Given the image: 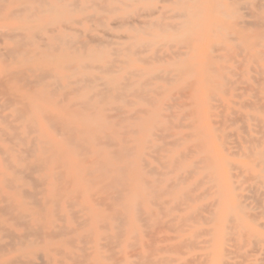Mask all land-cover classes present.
<instances>
[{"label": "bare ground", "instance_id": "1", "mask_svg": "<svg viewBox=\"0 0 264 264\" xmlns=\"http://www.w3.org/2000/svg\"><path fill=\"white\" fill-rule=\"evenodd\" d=\"M12 1L17 4V9L8 14V18L17 16L23 11L28 15L26 16L27 20L25 19L19 27L2 32L0 41L4 45L0 49V109L2 112L5 110L10 112L5 116L0 112V264H131L127 260L129 254L127 256L126 254L128 250H132L131 255L134 247L137 249L141 240L135 242L137 246L132 241L138 239L135 237L141 228H147L143 227V224L152 221L155 223V227L158 225L157 232L154 233L156 237L154 234L146 236L148 240L153 237L152 241H157L158 234L165 233L164 226L167 224L164 225L162 221L164 215L162 214L164 211L170 217L169 205L173 195L185 182L202 171L206 173V184H210L218 197L211 207L214 210L210 211V206L207 208L211 213V215L209 214L210 219L215 220L216 222H214L217 224L218 209L222 200L223 202L232 201L230 205L232 212L244 213L243 197L233 193L236 188H233L234 186L232 187V183L227 179L229 171H232L234 166L224 161L225 158L220 157L219 153V149L222 148V151L227 152L230 157L234 155L226 145V139L235 137L234 133L233 136L228 135L226 138L227 135L215 134L214 128L213 131L211 129L208 132V126L206 129L203 127L204 132H196L200 125L196 126L195 131L191 134L172 135V130L170 132L167 130L171 133L167 135L168 132L165 131L166 136L171 137L172 140L166 144L167 148H163L162 153L165 155L160 157L161 165L157 163L162 166L163 171L157 174V171H152L153 168L150 169L152 175L146 174L149 176L156 174V176L162 177V181L155 182L156 186L154 183H148L142 177L144 169L139 151H136L134 156L131 153V150H135L134 148L127 152L124 146L114 144L110 135L98 133L97 128L102 117L93 120L91 116L83 114L96 104L90 103L93 98L97 99L99 104H107L125 97V93L122 92L128 83L123 85L111 78L112 64L114 63L106 60L113 54L119 55L124 52L128 56L134 54L130 53L128 46L113 51L114 53L111 54L107 50L108 46H106L105 40L72 41L70 27L73 21L70 18L73 13H81L85 10V4L90 0L83 2L78 0ZM199 1L203 0H163L162 3L174 7L171 23L161 22L165 15H163L164 7L155 8L148 15L146 14L148 18L156 16L155 20L142 22L143 28L136 31L152 30L150 36L154 41H150L151 45H155L157 40L166 42L159 45L162 48L161 54L158 56L155 52V56L159 61H166L171 69L161 72L162 75L159 77L158 75L153 76L151 80L158 81L153 87L150 83H142L136 94L139 97H144L152 93L160 98L168 95L174 83L182 81L179 79L180 73L187 72L185 68L188 64L185 62L188 61L185 60L189 59L193 62L200 57V52L203 51L202 57L207 62L206 65L204 66V62L201 67L196 65L198 63L195 64V61L194 63L190 61L189 65L191 63L198 66L197 71L194 69L200 73L203 72L202 68H205V79H201L199 82L198 76L196 80L195 76H192L193 79L188 78L193 81L185 82V88L189 87L190 89V91L186 89V92H195L202 88L205 89V92L210 93H208L210 96L205 93L209 98L215 92H218V97L222 93L224 99L220 101L219 98V102L222 103H218L222 106L221 108H227L231 106L228 104L229 97L232 99L241 94L237 95L243 89L239 88L240 82L243 80L245 82H242L245 85L244 91L255 100H249L244 105L241 103L243 106L240 107V110L234 113L232 111L231 115L226 114L227 110L223 108L222 112H225V115L222 117L220 114L222 121L219 123L222 127H225L228 122L242 123V125H246L244 129L243 126L241 127L243 132L246 131L245 129L250 130L251 123L256 127L255 129H259V133L255 132L256 135H260L259 138L250 136L245 139L235 132L239 137V146H237L240 150L238 151L239 156L248 161L240 169H237L236 166L235 169L241 170L244 174V183L252 182L256 189L253 188L254 191L261 192L260 195H263L264 199V0H205L204 4L210 7L208 11L210 13L209 16L205 15L206 18L202 20L198 17L200 13H197L200 9L196 7L197 4L200 6ZM4 2L5 0H0V4ZM196 2L198 3L196 4ZM5 3L7 4V0ZM188 3L195 6L188 7ZM93 8L97 11L94 5ZM206 9L208 8L206 7ZM101 20L98 19V23H102ZM199 32L200 34L203 32V35H206L203 38L208 37V39L201 42L195 36L196 41H194L193 35ZM204 42L206 43L204 44ZM92 44L94 46H91ZM75 45L78 46L75 47ZM79 58L89 62L102 61V66L87 73L85 72L86 68L74 67L72 64ZM198 59L200 62L201 59ZM119 63L121 64V62ZM174 65L180 66L174 70ZM199 66L201 70H199ZM188 69L192 70L189 67ZM189 72L187 73L189 74ZM73 76H77L74 82L72 81ZM186 76L190 77L187 74ZM127 79L125 80L127 81ZM86 90L90 95L87 98L85 95L81 97L80 93ZM189 92L185 96L186 99L190 95ZM178 93L180 94V92ZM201 93L204 94V92ZM242 93L244 94V92ZM137 95L136 98H138ZM172 96L174 98V95ZM216 96H214L215 99ZM192 97L194 98V96ZM214 98L212 97L210 101H213ZM206 99L208 98L206 97ZM33 100L38 104H35ZM147 100L145 99V101ZM171 100L174 102L176 99L171 98ZM210 101L205 102L209 103ZM234 103L238 105V103ZM150 105V110L141 112L144 114V118L135 117L138 112L133 116L143 122L150 120L153 124H157L161 122V119L167 118L166 115L161 114V111L175 109L176 114H183L186 110L185 106H187V104H178V102L162 104L157 99L152 100ZM203 105L206 108L204 103ZM194 106L196 105L194 104ZM207 108H209L208 111L210 108L212 111V107ZM230 110H232L231 107ZM188 112V116H190L192 114L190 111L185 113ZM206 113L209 112L206 110ZM119 114L122 113L119 112L116 115L119 116ZM206 117L211 120V122L208 120L207 124H212L213 118L211 116L208 118L209 115ZM193 119L191 120L193 121ZM73 120L79 124L73 125ZM125 120H127L126 117ZM193 122L191 123L193 124ZM86 123H92L94 127L87 129ZM170 125L172 127V124ZM213 125L215 126L216 123ZM126 128L124 132H126ZM172 128L177 129L178 127L173 126ZM242 129L238 128L237 130L242 131ZM251 131L254 133L253 130ZM136 133L132 131L130 134L135 135ZM195 135L198 136L197 139L203 146L198 145L197 142V145L187 146ZM154 136L158 138V136ZM162 138V140L166 139L163 136ZM202 138L208 139L203 141ZM123 140L124 145L131 142L125 143ZM213 141L216 142V145H221L218 152L212 148ZM185 144L187 147L179 152L178 149ZM216 145H214L215 148H217ZM235 145L237 144L235 143ZM154 153L156 154L155 151ZM131 156H134L132 160L124 161L123 158ZM157 157L159 158L158 155ZM152 159L156 158L153 156ZM183 167H185L184 172L177 174ZM254 169L257 170L254 171ZM232 176L234 177V175ZM232 178L229 177V179ZM236 178L238 180V176ZM198 186L200 187V185ZM248 188L250 187L248 186ZM196 198L191 192L183 193L181 204L179 203L180 211L189 210L190 204L198 200ZM178 201L180 202V200ZM151 205L162 210V214L160 211H153ZM227 205L229 204L227 203ZM175 206L177 205L175 204ZM259 206L261 207V205ZM207 209L205 208L204 212ZM159 214L163 216L162 219L159 218ZM167 215L165 214V217ZM237 216L238 214H235L230 222L238 223L240 218ZM170 219L167 228L169 230L172 228L171 231L174 234L187 232L186 229L184 231V228H188L186 223L190 220L181 216H174ZM210 219L207 218V222ZM209 225L213 224L209 223ZM150 226L151 223L148 227ZM154 226L152 225V227ZM232 226V229L235 227L237 230L240 225L238 223ZM207 232L209 233H205V236L208 234L211 236L212 231L209 229ZM201 235L199 234V239ZM236 235L234 236L236 237ZM246 235L247 233L244 237H247ZM165 239L167 238L165 237ZM209 240H207V245L211 241ZM194 241L191 242L194 243ZM187 242L189 243V240ZM184 244L183 246H185ZM151 245L153 247L155 243ZM198 245L200 244L198 243ZM149 246L147 247L149 248ZM179 247H182L181 244ZM192 248L194 249V247ZM171 250L173 252L175 249ZM138 252L140 253V251ZM158 253L161 254L162 251ZM152 254H155V251ZM189 262L188 264H190ZM195 262L196 260L193 263ZM158 263L160 261L156 264Z\"/></svg>", "mask_w": 264, "mask_h": 264}, {"label": "rangeland", "instance_id": "2", "mask_svg": "<svg viewBox=\"0 0 264 264\" xmlns=\"http://www.w3.org/2000/svg\"><path fill=\"white\" fill-rule=\"evenodd\" d=\"M78 1L83 2L84 0H78ZM162 1L163 0H90V1H87V4H85V10H83L81 13H73L72 14V16L70 18L73 21V24L70 27V29H71L70 34H71L72 41L81 42L84 40L88 41L90 39H94V40H98V41H100V40L104 41L105 40L104 42H106V44H107L106 46H108L107 50L110 51L111 54L114 53L113 51H117V50L126 48L127 46L130 47V51H131L130 53H132V54L134 53L133 55L129 54V56L125 52L119 53V55L113 54L110 57H108L106 60V61H111V63L112 62L114 63V64H112L113 65L112 66L113 74H111V78L114 79L115 81H117L118 83L123 84V85L128 83L127 86L125 85L126 87L124 88V90L122 92V93H125L124 96L126 98L124 96H122L124 98H121V100L118 99L117 101H112V102L107 103V104H104V103L99 104L97 99L93 98L90 101V103L91 104L96 103V104H94V107L92 106L93 108H90V109L86 110V112H83V114H85L86 116H91L93 120L94 119L96 120L97 118L102 117L101 118L102 121L97 128L98 133L110 135L113 143L117 144V145H121V147L124 146L126 148V151L127 150L129 151L130 149L134 148L135 149V150L133 149L134 151L131 150V153H133L134 156H135V152L139 151V155H141V158H142L141 164L143 165V169H144V171H143L144 173H143L142 177L148 183H154L156 186H157V183H155V182H157V180H158V182H159V180L162 181V177H160V175L156 176V174H153V176H149L146 174H148V173L151 174L152 172H150V171L153 168L155 170L153 169L152 171H157L156 172L157 174H160L163 171L162 166H159L157 163H159L161 165L160 157L165 155L164 153H162L163 148H167L166 144L168 142H170V140H172L171 137L169 138V136H166V133H164L165 131L168 132L167 130H169V132H170L172 130L171 131L172 135L178 134V133H182V134L190 133L191 134L192 132L195 131L196 126L200 125L199 128L196 130V132H198V131L204 132L205 130L203 129V127L206 129V127L208 126L207 127V129L209 128L208 132L211 129L213 131V128H214L216 130L215 134L218 133L219 136H221L222 134L224 136L227 135L226 138L228 137V135L233 136V133H234L235 137H233V138L228 137V139H226L227 148L230 149V151L233 152L234 155H232L231 157L229 155H227V152L225 153L224 151H222V148H220L221 145L220 144L216 145V142H214V141H213L214 143H213L212 148H213V150H216V151L220 148L219 149L220 150L219 151L220 157H222L223 159L225 158L226 160L224 159V161L231 163L234 166V169H233L234 171L232 170V171H229V173H228L229 174L228 176L230 178H232L233 177L232 175H234V177H233L234 179L233 178L229 179V177L227 179H228V182L230 181L232 183L231 186L232 187L234 186L233 188H236V190L233 191V193L237 194V195H241L243 197L242 204L244 206L245 211H243L244 213H238L237 211L232 212L231 207H230L232 201H226V202L224 201L223 202V200H222V202L219 206V209H218V214H217L218 218L216 217L217 218V224H219L217 227V224L215 223L216 221L214 220L215 221L214 222L209 217V214L211 215V213H209V210L210 211L214 210V208L212 209L211 207L214 205L215 200L217 201L218 197H217V195H215L216 193H214V191H213L214 189L211 188L210 184H206L207 183L206 179H205L206 173L202 171L200 174L193 176L191 178V180L189 179L188 182H185V184H183L182 187H180V189H178L176 191V194L173 195L172 201L170 202V205H169V208L171 209V213H169L170 217H168L167 213H165L164 211H163L164 214H162L161 213L162 210H160V209L158 210V207L154 208L155 205L154 206L151 205L153 211H157V212L160 211V213L162 215H164V217H163L162 215L159 214L160 215L159 218L162 219V217H163L162 221H163L164 225L167 224L166 226H164L165 227V229H164L165 235L163 233L158 234V236L156 238L157 241H152L153 237L152 238L150 237L149 238L150 241H149L147 239V237L151 236L152 234L157 232V226L158 225L155 227L154 226L155 223H153L152 221H149V223H151V226L148 227L149 226L148 222H146L144 224L142 222L143 227L146 226L147 228H145V227H144V229L141 228L139 234L135 237L136 239L137 238L138 239L136 241L135 240L132 241L134 244H136L135 242L141 240L138 244V246L140 248L136 244L135 246H137L136 247L137 249H135V247H134L133 253H131V255H130V252H132V250L131 251L128 250L127 254H126V256L129 254L127 256V260L131 264H138V263L139 264H142V263L143 264H145V263L146 264H156L159 261H160V263H158V264H161V263L166 264L167 260L168 261L170 260L169 262L167 261V264H188L189 260H190V262H189L190 264H210V263L211 264H235V263L236 264H264V249H263L264 248V244H263L264 242H260V241H264V227H262L264 224V213H263L264 199L262 198L263 195L262 196L260 195L261 192L254 191L255 187H254V185H252V182H246V184H245L244 183L245 181L243 180L244 174L241 172V170L238 171L235 169V166L237 167V169L238 168L240 169V167L243 166V164L248 162V161H246V159L239 156L238 151H240V150H239V148H237V146H239V137H238L239 134L245 139H248L250 136L255 137V138L256 137L259 138L260 135L259 134L256 135V133H255V132H258L259 129L258 128L255 129L256 127H254L253 123H251L250 130L248 131L247 129H245L246 130L245 132L248 133V134H246L245 132H243V129H244V127H246V125H242V123L235 124L236 122H234V123L228 122L225 127H222V125L220 123L222 121L223 115H225V112H222L224 107L221 108L222 106H220L219 103H222V102H219V100L222 101L224 99L223 94L219 93L220 97H218L219 96L218 92H215L217 94H215V93L211 94V98H209L207 95H205V93H207V94L209 93V92H205V89L203 90L202 88H200L199 90H197L195 92H193V91L189 92L190 91L189 87L185 88L186 83L193 81V80H191V79H193L192 76L196 77V78L194 77L195 80L199 78L198 79L199 82H201V79H203V80L205 79L204 78L205 77V72H204L205 68L204 69L202 68V70H201V67H203L202 65L204 64V62H205L204 66L207 63L205 61V59L202 57L204 55V53H203L204 51L200 52V55H199L200 57H198L201 59L200 62H199L198 58H197L198 61H197V59L194 60L195 64L198 63L196 65L201 66V67L199 66V68H200L199 70H201L203 72H201V73L199 71L196 72L198 70L197 69L198 66L196 67V65L191 64V63H194V61L192 62L189 59H186V60L184 59L185 61H188V62H185L188 64V65L186 64L187 67L185 69H187L186 70L187 72L188 71H190V72L188 74L184 70V72H186V73H184V74L180 73L181 77L179 76V79L182 80L180 82L181 83L183 82L184 84L183 83L181 84L180 82H178V83L175 82L174 85L171 87L172 89H170V93H168V95L162 96L160 98V96L157 97L156 95H154L152 93H149V94L145 95L144 97H139L136 94V91L139 89V86L142 85V83H150L151 86L153 87V85L157 84L158 81L155 79L151 80V78H153V76L155 77L157 75L159 77L162 75L163 72L169 71L171 69V66L168 63H166V61L165 62H164V60L159 61L158 57L155 56L156 53L158 56L161 54L162 48L159 45H161V43L164 44L166 42L165 41L162 42V40H157L155 42L156 43L155 45H151L150 41H154L153 38H151V36H150L152 30L145 31L146 30L145 29L143 31H138V32L136 31L137 29L143 28V25L141 24L142 22L144 23L145 21L147 22L151 19L155 20L156 16H153L152 18L146 17V14L148 15L151 12V10H154L155 8L156 9L161 8V7L165 8L164 12H163V15L165 14L163 16V20H162V18H160L162 20V21L160 20L161 22L171 23L173 21L171 19V16L174 14V10H173L174 7L170 6L168 4H164V3H162ZM204 1L205 0H203L202 2L199 1L200 6H198V4H197L198 2H196L197 9H200L197 12L198 14L200 13L198 17L201 20L206 18L205 15L209 16V13H210V12H208L210 7H208V5H205ZM5 2H6V0H5ZM5 2L0 4V19L2 18L0 20V41L2 39L1 38L2 32H6L8 30H12L14 28L19 27L20 25H22V23H24L25 19L27 20L26 16L28 15L27 12L23 11L22 13H19L17 16H12L13 19L10 17L8 18L7 15L10 14L15 9H17V4L12 0H7V4ZM93 5L97 11H95V9L93 8ZM187 6L193 7L195 5H193L192 3H188ZM206 7L208 9H206ZM98 19H102L101 20L102 23H98V21H97ZM139 24H141V25H139ZM143 33H145V34H143ZM147 33L149 36L147 35ZM80 36H82V37H80ZM203 36L206 37V35H203V32L201 34H200V32L195 33L193 35L192 39L194 41H196L195 38L197 40L199 38V40H201V42L205 41L204 39H206V40L208 39V37L203 38ZM198 42H200V41H198ZM108 43H110V44H108ZM148 43H149V45H147ZM205 43L206 42H204V44ZM77 46L78 45H75V47H77ZM91 46H94V45L92 44ZM141 46H143V47H141ZM149 46H151V47H149ZM158 46H159V48H158ZM3 47H4L3 43L0 42V49ZM133 48H134V50H133ZM137 48H138V50H137ZM156 50H158V51L160 50V51L158 52ZM137 52H139V53H137ZM82 53H84V51H82ZM190 61H191V63L189 65ZM119 62H121V64ZM37 63H39V62H37ZM72 64L74 65V67L86 68L85 72L91 73V72H93V70L95 68L102 66L101 65L102 61L101 62H97V61L89 62L86 59L79 58L77 60H74L72 62ZM177 66H180V65H177ZM177 66L174 65V67L173 66L172 67L175 70V68H177ZM188 67L192 70H189ZM87 68H89L90 70ZM194 68L196 69V71ZM132 71H133V73H132ZM194 71H195V73H194ZM181 72H182V70H181ZM140 73H142V74H140ZM186 74L188 76L190 75V77H187ZM185 76H186V78H185ZM197 76H198V78H197ZM76 77L77 76L72 77L73 82L76 80ZM124 77H125V79H127L128 77H130V78H128L126 81L124 79ZM188 78H191V79L188 80ZM241 81L244 82L243 80H241ZM242 82H240L239 88L240 89L243 88V89L240 90V92H238L237 95H239L240 93L241 94L238 97H235V98L233 97L232 99H230V97H229L230 101L228 100L229 101L228 104H231L230 107L232 108V110H230V107H227V108L225 107L227 110L226 114L227 113L230 114L232 111L234 113V112L240 110V107L243 106L244 103L248 102L249 100H251V101L255 100V99L249 97L248 93L246 91H244L245 85L242 84ZM178 86H179V90L177 91ZM186 89L187 90L189 89V91L186 92ZM178 92H180V94ZM185 92H186V94H185ZM188 92L190 93L191 97L194 96V98L193 97L191 98L189 95V96H187L188 98L186 99L185 96L187 95ZM199 92L200 93L204 92V94L203 93L200 94ZM242 92H244V94ZM181 94H182V96H180ZM83 95H85L87 98L90 94H88V91L86 90L85 92L83 91L80 93L81 97ZM128 95H130V96H128ZM136 95L138 98H136ZM172 95H174V98L176 99V100H174V102H173V100H171V98L174 99ZM213 95L214 96L217 95L216 99L214 98ZM221 96H222V98H221ZM189 97L191 98V100ZM206 97L208 99H206ZM212 97L216 101L219 98L220 99L217 102L214 99H213V101H210V99L212 100ZM140 98H142V99L145 98L146 100L147 99H150V100L145 101V99L142 100ZM155 99L159 100L162 104H176L178 102V104H183V103H184V105L187 104L188 107L185 106L186 110L183 112V114H181V113L176 114L175 109L174 110L170 109V111H168V110L167 111H164V110L161 111V114L166 115L167 118L161 119V122H159L157 124H153L152 122H150V120H149V122L148 121L143 122L142 120H138L137 118H135L136 116L137 117L139 116L141 119L144 118V114H141V112L143 113L144 111L150 110L151 109L150 102L152 100L154 101ZM208 100L210 101L209 103H207ZM33 101L35 104H38L37 101H35V100H33ZM126 101H127V103H130V104L127 105V103H125ZM181 101L183 103H179ZM205 101H207V102H205ZM234 102L238 103V105L235 104ZM203 103L205 104L206 108H204ZM194 104L196 106H194ZM210 104H211V106H210ZM233 104H235V105H233ZM207 107H212V111H211V108H210V111H208L209 108H207ZM225 108H224V110H225ZM30 110H32V109H30ZM113 110H115V111H113ZM206 110H207V112H209V113H206L207 115H209L208 118L212 117L213 118L212 122L216 123L215 126L213 125V123L212 124L210 123L209 125L207 124L208 120H210V119H207V117H206L207 116L205 114ZM102 111H105V112H102ZM187 111H190L192 114L190 116H188L189 112L185 113ZM0 112H2V110ZM119 112H121L122 114H119V116L116 115ZM100 113L102 114L101 116H100ZM172 113H174V115H171ZM9 114H10V112L8 110H5V112L4 111L2 112L3 116L9 115ZM220 114L222 117L220 116ZM133 115H135V117ZM107 117L109 118V120ZM125 117L127 120H125ZM130 117H132V119H130ZM192 117H194L196 119H193ZM120 118H122V119H120ZM191 119H193L194 122ZM169 121H170V123H169ZM190 121L193 122L194 126ZM209 122H211V120ZM72 123H73V125L79 124L76 120H73ZM118 123H120V124H118ZM170 124H172V127L176 126L178 128L177 129L172 128V127H170L171 126ZM181 125H182V127H181ZM188 126L191 129H188L189 128ZM86 127H87V129H91L94 126L92 123L91 124L86 123ZM125 128H126V132H124ZM219 128H221V129H219ZM238 128L240 130L242 129V131H240V130L238 131L237 130ZM161 129H163L164 131ZM251 130H253L254 133ZM132 131H133V133H134V131L137 132L135 134L136 136L133 134H130V133H132ZM157 131H159L160 133ZM128 132H130V133H128ZM169 132L167 133V135L171 134ZM235 132L238 134V136L236 135ZM125 135H127L129 137L127 138V136H125ZM154 135L158 136V138L155 137ZM196 135L191 138V140L188 142L187 146H191V144L197 145V143H198V145L203 146V145H201L202 143L200 144V140L197 139L198 136H196ZM162 136L164 137V139L165 138L166 139L162 140L163 139ZM122 139L125 140V143H128V141H131V142L128 143L127 145H124L122 142ZM157 139H161V140L158 141ZM202 139H203V141H206L208 138L207 139L202 138ZM139 141H140V143H139ZM217 143H218V141H217ZM235 143L237 145H235ZM214 145H216L217 148H215ZM187 146H186V144H185V146L184 145L181 146V148H179L178 151L181 152L182 149L184 147H187ZM233 147L236 149H234ZM147 148H150V149H147ZM154 151L156 152V154L158 153L157 155L159 156V158L154 153ZM134 156H131L128 158L126 157L123 159H124V161L125 160L129 161V160H132L134 158ZM153 156L156 159H152ZM146 167H148V168H146ZM184 170H185V167H183L181 169V171L179 170V172L177 174H179V173L182 174L184 172ZM255 170H257V169H254V171ZM239 172L242 173L241 176H240ZM237 173H239V174H237ZM237 176H238V180L236 178ZM239 177H241V178H239ZM203 179H205V180H203ZM197 185H200V187L199 186L197 187ZM161 186H164V185L161 184ZM248 186L250 188H248ZM196 188H198V189H196ZM247 188H248V190H247ZM249 189H250V191H252V190L253 191L250 192ZM228 190H229V187H228ZM186 192H191V194H193V196L197 197L196 199H198V200H196L195 202H192L193 204L192 203L190 204L189 210L182 212V211H180L181 195L183 193H186ZM255 192H256V194H255ZM246 198H248V199H246ZM259 198H260V200H258ZM178 200H180V202ZM245 200H247V201H245ZM227 203L229 205H227ZM175 204L177 206H175ZM259 205H261V207ZM177 207H178V209H176ZM204 207L206 209L209 207L210 209L209 210L207 209L208 211L206 210V212H204L205 211ZM165 214L167 215L166 217H165ZM235 214H238L237 218H240V220H238V223L240 226L237 230L235 229V227L232 229V227H233L232 225L235 226V224L237 225L238 223H235V221H233L234 223L232 221L230 222V220L232 219V217L235 216ZM227 215H228V217H227ZM174 216H177V217L181 216V217H184V218H187L188 220H190V222H188L189 224L186 223L188 228H184V231L187 230V232H184V234H181V233L177 234V232H176V234H174L173 231H171L172 228H170V230H169V228H167V227H169L168 222L171 220L170 218H172ZM241 216H243V217H241ZM203 217H204V219H203ZM200 218L203 219L204 221L201 220ZM207 218L210 219L208 222H207ZM225 218H227V219H225ZM209 223H211L215 226L213 227V225H209ZM229 223H230V225H229ZM142 224H141V226H142ZM152 225L154 227H152ZM189 226H190V229H189ZM215 227H216V229H214ZM223 227H224V230H223ZM209 229L212 231V233H210L211 236H209V234H208V236H205L206 235L205 233H209V232H207V231H209ZM242 229H243V231H242ZM146 230H147V232H145ZM148 230H150V231H148ZM168 231H169V233H168ZM170 231H171V233H170ZM236 233H237V235H236ZM246 233H247V235H246L247 237H244ZM199 234L200 235L202 234L204 237L201 235L200 239H199V237H198ZM215 234H216V236H215ZM234 235H236V237ZM154 236H155V234H154ZM155 237H154V239H155ZM165 237L169 241H166L167 239H165ZM163 238H164V241H162ZM195 238L197 239V241ZM187 240H189V243L187 242ZM192 240H195L194 243L191 242ZM207 240L210 241L208 243L209 245H207V242H208ZM225 240H226V242H225ZM227 240H228V242H227ZM183 241H185L184 242L185 244L183 243ZM153 243H155V245L152 247L151 244H153ZM198 243L200 245H198ZM202 243L203 244L206 243V244L203 245ZM180 244L183 248L186 246L184 248L185 250L182 247H179ZM183 244L185 246H183ZM144 246H146V247H144ZM147 246H149V248ZM208 246H210V248H208ZM192 247H194V249ZM145 248H147L148 250ZM200 248H202V249H200ZM206 248H208V249H206ZM138 249H140V250H138ZM171 249H173V250L175 249L173 251V252H175L174 254H173ZM176 249L178 252L176 251ZM225 249H227L226 251L229 254H226L227 252L225 251ZM238 249H239V251H238ZM137 250L140 251V253ZM153 250L155 251V254H152V253H154ZM159 251L160 252L162 251V253L161 254L158 253ZM164 251H166V252H164ZM180 253H181V255H180ZM129 256L132 258H130ZM148 256L150 257V259H147V258H149ZM199 257H201V258H199ZM142 260H145L146 262L144 261L145 262L144 263V262H142ZM195 260H196V262L193 263Z\"/></svg>", "mask_w": 264, "mask_h": 264}]
</instances>
